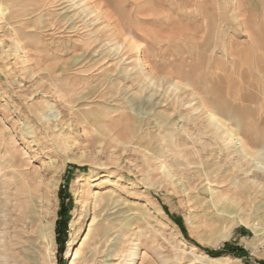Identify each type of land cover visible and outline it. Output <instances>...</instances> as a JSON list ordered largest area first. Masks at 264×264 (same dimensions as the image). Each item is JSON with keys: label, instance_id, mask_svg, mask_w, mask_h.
I'll return each instance as SVG.
<instances>
[{"label": "rangeland", "instance_id": "374dc122", "mask_svg": "<svg viewBox=\"0 0 264 264\" xmlns=\"http://www.w3.org/2000/svg\"><path fill=\"white\" fill-rule=\"evenodd\" d=\"M0 8V264L8 247L33 264H264V0ZM10 141L26 166H10ZM32 201L53 223L45 261L20 223Z\"/></svg>", "mask_w": 264, "mask_h": 264}, {"label": "bare ground", "instance_id": "6f19581e", "mask_svg": "<svg viewBox=\"0 0 264 264\" xmlns=\"http://www.w3.org/2000/svg\"><path fill=\"white\" fill-rule=\"evenodd\" d=\"M2 7V6H1ZM1 9V8H0ZM4 9V8H3ZM1 12H3L2 10H1ZM108 17V16H107ZM209 26H210V24H209ZM211 27V26H210ZM213 36V35H212ZM130 46H134V44L133 43H130ZM202 103H203V101H202ZM216 110V109H215ZM214 109L212 110V109H208V113H207V118H208V120H209V124L211 125V127H213V129H214V131H215V133L218 135V136H220V138H222V139H224V141H225V139L227 140L228 139V143H230V145H232V147H234V151L236 152V153H238L239 154V156H242L244 159H247L248 157H253V158H255L256 156H257V154H255L254 152H252L250 149H249V147H248V144L245 142V140L242 138V137H240L239 135H238V133L233 129V128H231L225 121H223L221 118H220V115H218V113L215 111ZM204 112V111H203ZM206 113V112H205ZM48 121L52 124V126H53V130L54 131H56V132H59V135H62L63 137H65L67 140L69 139V136H68V133L66 134L65 132H64V125H62V126H60V123L58 122H56L57 120H55V121H53L51 118H49L48 119ZM61 122V121H60ZM63 124H65V123H63ZM68 126V125H67ZM212 129V128H211ZM31 132V131H30ZM29 134V133H28ZM31 134V133H30ZM55 135V134H54ZM66 135V136H65ZM58 137V136H57ZM12 141V140H11ZM9 142V146L10 147H12V148H14L13 150H12V148H11V150H8L9 152H11V156L13 157V159L15 160L14 162L11 160V164L12 165H10L11 167L12 166H14L15 168L16 167H24V166H26L27 165V162H26V158L25 159H23V158H21V159H19V157H18V152H17V150H15L16 149V147L14 146V145H12V142ZM223 141V142H224ZM226 142V141H225ZM15 143V142H14ZM13 143V144H14ZM33 144V143H32ZM21 154V153H20ZM26 154V153H25ZM7 155V154H6ZM28 155V154H27ZM4 156V155H3ZM2 156V157H3ZM28 157V156H27ZM4 158V157H3ZM53 160V159H52ZM248 160V159H247ZM79 161V160H78ZM6 162V161H5ZM29 163V162H28ZM53 163V162H52ZM30 164V163H29ZM254 164V168H258L259 166H257V164H256V162H254L253 163ZM56 167V166H55ZM7 169V168H6ZM23 170H24V168H22ZM22 170V171H23ZM30 170V169H29ZM29 170H27V171H29ZM262 170H263V172H264V167L262 168ZM27 171H24V175L25 174H27L28 175V173H27ZM18 173H19V171H17ZM21 173H23V172H20V174ZM23 175V176H24ZM36 175V174H35ZM38 175V174H37ZM26 176V175H25ZM11 177H12V175H11ZM14 177V176H13ZM13 177H12V179H13ZM29 177V178H28ZM39 176H37V178H38ZM30 178H32V176L30 177V176H27V179L29 180ZM41 178H43V177H41ZM6 179V178H5ZM15 179H17V178H15ZM19 179V178H18ZM36 180V179H35ZM42 180V179H41ZM11 181V180H10ZM9 181V182H10ZM19 181H20V179H19ZM38 181V180H37ZM45 181V180H44ZM8 182V183H9ZM57 182H58V180H57ZM57 182H51V185H53V184H55V183H57ZM33 183V182H32ZM40 183H43V181L42 182H40ZM46 183V182H45ZM45 183H43V184H45ZM49 183V182H48ZM5 184V183H4ZM10 184V183H9ZM11 184H14L15 186H16V188H20V189H22V190H24V191H26L27 193H26V195H28V193H29V195L30 196H32L31 194H30V187H31V184H29V183H22V182H16L14 179H13V182L11 183ZM14 185H12V186H14ZM36 185V184H35ZM46 185H49V184H46ZM56 185V184H55ZM49 187V186H48ZM13 188V187H12ZM15 188V187H14ZM44 188V187H43ZM56 188V187H55ZM41 189V188H40ZM8 190V189H7ZM13 190H15V189H13ZM35 190H37V189H34V191ZM39 190V189H38ZM46 190V189H45ZM53 190V189H52ZM222 191H226V189H223ZM31 193H32V191H31ZM42 193V192H41ZM44 193V192H43ZM51 193V192H50ZM221 192L220 191H217L216 190V197H217V199H219L220 198V196H221V194H220ZM14 194V193H13ZM37 194H39V193H37ZM42 195V194H41ZM40 195V196H41ZM226 195H228V194H226ZM20 196V195H19ZM19 196H18V198H19ZM96 196L99 198V199H101V202H102V200H103V205H102V208H105V207H107L108 205H109V203H108V201L106 200L105 201V198H104V194L103 193H100V192H98L97 194H96ZM14 197V199H15V196H13ZM46 197V196H45ZM27 198V197H26ZM31 198V197H30ZM33 198V197H32ZM36 198H37V196H36ZM39 199V198H38ZM41 199V198H40ZM46 199V198H45ZM44 199V200H45ZM32 200H34V199H32ZM37 200V199H36ZM48 200V199H47ZM17 201V200H16ZM20 201H22L21 200V198H20ZM39 201V200H38ZM13 202H15V201H13ZM23 202V201H22ZM41 202V201H40ZM43 202V201H42ZM100 202V201H99ZM17 203H18V201H17ZM20 203V202H19ZM44 203V202H43ZM21 204V203H20ZM112 204V203H111ZM19 205V204H18ZM44 205V204H43ZM15 206V205H14ZM17 206V205H16ZM21 206V205H20ZM25 206V205H24ZM37 207H38V203H36V202H34V201H32V204H30L29 205V207H28V205H27V208H28V214H26V216H25V213H24V215H23V217L22 218H20V223H22V222H25V220L27 219V218H30L31 219V221H30V223H31V226H29L30 228H32V227H35V233H36V237L34 238V239H36L37 241H38V243L40 244V250L38 251V253H40V256L43 258V260L45 261V260H47V256H46V250H47V245H49V246H53L52 244L54 243V231H53V226H52V224L49 222V220L47 221V220H44L43 218L44 217H42L38 212V209H37ZM14 209V208H13ZM105 210V209H104ZM108 210V209H107ZM15 213H17L16 212V210H15ZM14 213V214H15ZM47 214V213H46ZM12 216H14V215H12ZM18 217V216H17ZM16 217V218H17ZM14 218H15V216H14ZM95 216H94V219L93 220H95ZM10 220H12V219H10ZM16 220V219H15ZM14 221V220H13ZM27 222V221H26ZM29 222V221H28ZM27 222V223H28ZM11 223V222H10ZM20 226V225H19ZM14 227V226H13ZM13 227H12V229H13ZM16 228V227H15ZM14 228V229H15ZM24 230V229H23ZM31 230H33V229H31ZM21 231V230H20ZM29 231H30V229L29 230H27L26 229V231L24 232L25 234H29ZM6 232V231H5ZM31 232V231H30ZM6 235V234H5ZM15 235V234H14ZM19 235V234H18ZM4 236V235H3ZM9 236V235H8ZM21 236H22V234H21ZM31 236V235H30ZM30 236L29 237H27V238H30ZM17 238V237H16ZM1 239V238H0ZM4 239H5V237H4ZM20 239V238H19ZM25 239V238H24ZM3 241V240H2ZM18 241V240H17ZM25 241V240H24ZM23 241V242H24ZM21 242V241H20ZM73 242L74 241H72L70 244H73ZM11 243H12V241H11ZM17 243V242H16ZM25 243V242H24ZM23 243V244H24ZM5 244H6V246H7V243L5 242ZM13 244V243H12ZM4 245V244H3ZM18 245V244H17ZM19 246V245H18ZM46 246V247H45ZM5 247V246H4ZM22 247V246H21ZM20 247V248H21ZM23 247H25V246H23ZM2 248V247H1ZM6 248V247H5ZM26 248V247H25ZM45 248H46V250H45ZM10 249H11V251H13V249L11 248V247H8V249H7V253H5V251H4V253L5 254H3V255H5V259H6V262H4L3 264H33L34 262H33V256H32V253L31 254H26V255H24L22 258H19V257H15L14 256V253H16V252H12L11 253V251H10ZM34 249H35V247H34ZM5 250V249H4ZM23 250H24V248H23ZM27 250V249H26ZM2 251V250H1ZM20 251V250H19ZM29 251V250H28ZM32 251V250H31ZM49 251V250H48ZM50 252V251H49ZM25 253V252H24ZM29 253V252H28ZM36 253V252H35ZM51 254V253H50ZM80 254V252L79 251H77L76 252V255H75V257H77L78 255ZM135 254V253H134ZM134 254H133V256H134ZM80 255H82V254H80ZM22 256V255H21ZM14 257H15V259H14ZM49 257V256H48ZM53 257V256H52ZM75 257H74V260L71 262V264H75L76 263V259H75ZM78 258V257H77ZM53 259V258H52ZM3 261V260H2ZM90 259L87 257L86 258V263L87 264H89L90 263ZM94 261V260H93ZM41 264V263H40ZM49 264V263H48Z\"/></svg>", "mask_w": 264, "mask_h": 264}, {"label": "trees", "instance_id": "16d2710c", "mask_svg": "<svg viewBox=\"0 0 264 264\" xmlns=\"http://www.w3.org/2000/svg\"><path fill=\"white\" fill-rule=\"evenodd\" d=\"M58 240H60V235H58ZM210 253H213V254H219V253H214L212 251H210Z\"/></svg>", "mask_w": 264, "mask_h": 264}]
</instances>
